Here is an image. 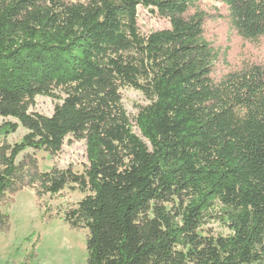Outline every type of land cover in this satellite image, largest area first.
I'll return each mask as SVG.
<instances>
[{"label": "trees", "instance_id": "16d2710c", "mask_svg": "<svg viewBox=\"0 0 264 264\" xmlns=\"http://www.w3.org/2000/svg\"><path fill=\"white\" fill-rule=\"evenodd\" d=\"M209 1L243 41L264 39V0ZM200 5L0 0V135L27 131L0 148V207L28 187L39 199L88 192L65 214L88 231L87 264H264V64L218 75ZM140 8L171 29L141 34ZM127 87L149 101L140 137ZM38 97L58 102L51 117L30 112ZM68 137L86 142L85 172H40L28 152L55 157Z\"/></svg>", "mask_w": 264, "mask_h": 264}, {"label": "rangeland", "instance_id": "374dc122", "mask_svg": "<svg viewBox=\"0 0 264 264\" xmlns=\"http://www.w3.org/2000/svg\"><path fill=\"white\" fill-rule=\"evenodd\" d=\"M85 1V0H71ZM201 8L209 19L205 24V39L217 53V74L222 75L230 70L241 69L247 65L264 64V39L258 43L243 41L229 25L226 8L219 2L201 0ZM138 26L141 34L171 29L170 21L142 8L138 11ZM122 104L134 126L137 136H141L135 119L141 107L149 104L144 95L132 88L121 90ZM58 102L48 97H38L31 113L51 117ZM8 121L16 122L9 119ZM3 120L0 118V125ZM27 131L19 127L6 141L0 135V148L7 143H20ZM85 141L68 137L62 151L55 157L45 152H28L36 161L38 170L48 173L52 169L68 170L83 174L88 167ZM23 155L18 158L22 159ZM89 193H83L76 187L65 189L58 196L37 198L34 188H25L15 196H10L7 203L0 207L2 213L10 217V230L0 235V264H87L86 229L72 230L65 221V214L78 204ZM205 230H213L217 236H228L230 232L219 222H210ZM34 252L36 257L27 260ZM31 261V262H30Z\"/></svg>", "mask_w": 264, "mask_h": 264}]
</instances>
